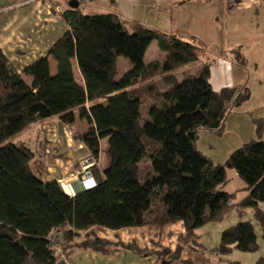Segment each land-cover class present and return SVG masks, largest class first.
I'll return each instance as SVG.
<instances>
[{
    "label": "trees",
    "instance_id": "obj_1",
    "mask_svg": "<svg viewBox=\"0 0 264 264\" xmlns=\"http://www.w3.org/2000/svg\"><path fill=\"white\" fill-rule=\"evenodd\" d=\"M65 6L60 15L69 29L46 56L22 70L31 78L30 85L0 51V264H71L72 247L90 245L101 251L110 245L96 238L72 245L80 232L95 227L114 231L182 222L185 236L180 241L195 242L196 229L233 211L242 217L250 208L264 229V212L259 209L264 202V141L243 144L225 163L215 165L196 148L198 131L221 132L228 107L246 101L247 88L214 91L206 64L197 77L177 81L176 70L199 60L198 46L126 23L116 13L85 15L79 3L76 9ZM152 41L165 56L144 63ZM49 57L56 62L54 75ZM118 57L131 69L115 80ZM72 60L83 86L74 80ZM102 99L104 104L96 103ZM148 103V120L141 125L142 108ZM75 109L80 118L89 115L95 127L94 132L76 133L77 138L95 159L99 141L106 139L110 162L94 188L70 197L57 182L35 176L34 154L12 139L51 119L73 124ZM253 123L260 137L264 120ZM226 168L245 185L247 195L238 204L236 193L222 190L228 182ZM114 246L139 256L154 254L134 242ZM182 249L181 244L174 251L163 248L159 259L163 264L180 261ZM234 250H258L251 224L242 222L223 231L212 252L225 256ZM255 264H264V258Z\"/></svg>",
    "mask_w": 264,
    "mask_h": 264
},
{
    "label": "crops",
    "instance_id": "obj_2",
    "mask_svg": "<svg viewBox=\"0 0 264 264\" xmlns=\"http://www.w3.org/2000/svg\"><path fill=\"white\" fill-rule=\"evenodd\" d=\"M18 1L0 0V51L14 70L21 75L23 81L30 85L31 78L21 74L23 68L46 56L50 47L61 38L69 29V26L60 14L53 11L54 5H59L62 10L65 9V0H45L42 3L22 6L16 5ZM77 1L79 7L80 3H83L80 10L85 15L116 13L126 23L133 21L147 29L156 30L167 38L174 37L198 46L200 48L199 61L197 62L200 63V67L198 69L200 70L205 64L210 67L209 82L216 92L219 90L214 87L212 81L218 73L230 82L229 84H242L244 82L246 71L236 62L237 58H241V54L236 49L241 47L239 45L243 44L245 36H248L246 33L244 35L245 28L247 27L246 29L249 31V37L255 39L256 31L262 29L252 30L250 27L254 26L253 21L255 23L257 21L262 22L264 19V0ZM257 12L260 14L255 16ZM247 19L249 20L246 21ZM237 55L238 57H235ZM164 56L165 54L160 51L157 42L152 41L144 54L143 60L144 63H149L154 60H162ZM127 62L126 59L121 57L116 59L115 80L120 79L123 74L131 69L130 63ZM48 63L50 74L54 75L56 62L49 57ZM118 65L123 66L124 70L122 72L119 70ZM71 66L75 82L83 86L84 83L75 60L71 61ZM187 67L188 65L173 73L176 80L178 79V72L186 70ZM96 103L104 104V100H98ZM89 107L90 104L86 103L85 108L88 110ZM94 131L92 118L89 115L80 118L78 109H75L73 124L67 125L54 119L47 120L30 126L16 135L12 141L15 144L22 143L26 145L34 154L31 170L35 176L43 182L54 181L59 184L61 180L64 181L66 185H59L71 197L83 191L77 178L80 161L91 155L77 138L76 133ZM208 161L214 165L220 163ZM98 162V166L92 173L96 181L103 179V171L110 162L107 155L106 139L99 141ZM227 181L228 184V178ZM227 184L223 186L222 190ZM244 187L243 183L239 190L232 193L237 195L238 192H245L243 191ZM245 193L247 195V192ZM259 209L264 212V203L259 204ZM249 210L248 213L255 220L253 210ZM226 216L220 221L209 222L200 229H196L194 231L195 242L180 241L185 236L182 222L162 227L126 228L114 231L95 227L91 231L80 232L78 236L72 239V245L87 242L94 238L102 242L106 241L110 245L103 247L101 251L89 248L90 245L82 248L81 246L72 247L68 250L70 252V262L71 264H163L159 259L158 252L163 248L165 249L164 239L168 243L166 249L169 248V251H174L181 244L183 249L180 252V261H189L191 264H227L228 262L255 264L260 258H264V245H262L264 244L262 239L264 229L256 220L257 223H255L262 230L259 241H257L254 232L258 245L256 252L242 253L234 250L225 256L212 252L219 244L221 233L230 227L247 222L251 224L254 230V223L250 219L237 220V223H235V220L223 225L220 222ZM165 228L172 229L164 231ZM183 230L184 233L181 235ZM162 237H164L163 240ZM130 242H134L139 249L151 250L154 254L144 257L114 246L118 243L127 244ZM188 246L197 251V255L187 256L183 250ZM198 253L202 256L207 253L217 256L203 259ZM180 261H172L170 264H182Z\"/></svg>",
    "mask_w": 264,
    "mask_h": 264
},
{
    "label": "rangeland",
    "instance_id": "obj_3",
    "mask_svg": "<svg viewBox=\"0 0 264 264\" xmlns=\"http://www.w3.org/2000/svg\"><path fill=\"white\" fill-rule=\"evenodd\" d=\"M155 1L156 0H153L152 2ZM67 3L68 1H65L66 5ZM80 7L81 8L83 7V3H80ZM259 14L260 13L257 12L255 16H258ZM248 20L249 19H247L246 21ZM253 22H254V26L250 27L252 30H256V29H262V30H257L256 38L252 39L249 37V31L248 29H246L247 28L246 27L244 30L245 32L244 31L243 32L244 35L246 33L248 36H245V42L239 45L241 47L236 49L241 54L240 56L241 58L239 59L237 58L238 61L236 62H240L242 58H244L243 63L238 64L239 66H241L243 70L246 71V78L244 82L242 84H229L230 82L226 81V79L219 73L216 74V76L212 81L214 87L219 91L224 88L245 86L249 92L248 99L243 103H241L239 106L228 107L226 118L223 124V130L221 132L215 134L205 130L198 131V139L196 142L197 151L200 152L206 159L213 161L214 163L215 162L216 163L220 162V164L225 163V161L228 159V157L233 152V150L238 149L243 144H246L250 141H257V140L264 141V132L260 137H258L253 123L254 120H264V19L262 22L260 21H257L256 23L255 21ZM235 57H238V55ZM197 62L188 65V67L185 68L186 70L179 71L177 80L182 81L187 78L197 77V74L199 72L198 68L200 67V63ZM224 63L226 64V62ZM118 68L121 72L122 70H124L122 65H118ZM149 104L150 103H148L146 106L142 108L143 113H142V121L140 122L141 125L148 120V117L146 116V111L149 107ZM104 154H106V152H104ZM95 169L96 167L93 168V173ZM226 177L229 179V183L226 185L224 190L227 191L228 193L235 192L243 186V182L239 179V177L237 176L236 172L233 169L226 168ZM59 184L66 185V183L62 180L60 181ZM245 195H246L245 192H238L234 202L238 204L239 200L244 198ZM249 209L250 208L246 210V213L243 217H239L237 216V213L231 212V214L226 216L224 220L220 223H223V225H227L230 222H234L235 220H236L235 223H237L238 221L250 219L254 223V232L257 236V241H259L262 230L256 224L257 222L252 219L250 213H248L250 211ZM226 221H228V223H226ZM156 229H162V228H156ZM170 229L165 228L164 231H169ZM183 233L184 230L181 231V235ZM163 238L164 237H162V240ZM167 244H168L167 241L164 239L163 245L165 249ZM183 252H186L185 254L187 256L197 255L196 253L197 251H195L189 246L185 247ZM200 256L203 259L205 258L209 259L217 255L207 253L204 256L202 255Z\"/></svg>",
    "mask_w": 264,
    "mask_h": 264
},
{
    "label": "built area",
    "instance_id": "obj_4",
    "mask_svg": "<svg viewBox=\"0 0 264 264\" xmlns=\"http://www.w3.org/2000/svg\"><path fill=\"white\" fill-rule=\"evenodd\" d=\"M45 0H19L16 5L22 6V5H29V4H38L42 3ZM151 2L153 0H150ZM53 10L60 14L62 12V8L59 5H54ZM98 159H95L92 157V155L81 159L80 161V170L78 173V181L82 187L83 191L92 189L93 187L96 186L97 181L93 178V168L98 166ZM56 255L60 257V260L65 262V258L62 255V252L60 249H56L54 252Z\"/></svg>",
    "mask_w": 264,
    "mask_h": 264
},
{
    "label": "water",
    "instance_id": "obj_5",
    "mask_svg": "<svg viewBox=\"0 0 264 264\" xmlns=\"http://www.w3.org/2000/svg\"><path fill=\"white\" fill-rule=\"evenodd\" d=\"M68 8L76 9L78 8V1L77 0H69L67 3Z\"/></svg>",
    "mask_w": 264,
    "mask_h": 264
}]
</instances>
